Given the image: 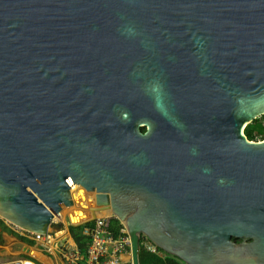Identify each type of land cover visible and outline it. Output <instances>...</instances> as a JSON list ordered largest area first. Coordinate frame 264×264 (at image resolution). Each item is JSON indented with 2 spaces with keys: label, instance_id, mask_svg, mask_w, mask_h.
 <instances>
[{
  "label": "water",
  "instance_id": "1",
  "mask_svg": "<svg viewBox=\"0 0 264 264\" xmlns=\"http://www.w3.org/2000/svg\"><path fill=\"white\" fill-rule=\"evenodd\" d=\"M261 115L264 0H0L17 228L45 234L75 185L95 206L73 225L110 209L132 264L142 236L184 264H264V140L243 134Z\"/></svg>",
  "mask_w": 264,
  "mask_h": 264
},
{
  "label": "built area",
  "instance_id": "2",
  "mask_svg": "<svg viewBox=\"0 0 264 264\" xmlns=\"http://www.w3.org/2000/svg\"><path fill=\"white\" fill-rule=\"evenodd\" d=\"M74 191V190H72ZM74 192L72 196H74ZM60 211V210H59ZM57 211L52 216L51 223L45 234L34 233L8 224L14 236L20 237L30 244H36L44 249V252L52 257L58 256L63 264H132L131 241L127 230L123 227L118 237H115L110 230L111 215H97L84 224L82 235L87 238V251L83 255L80 252L75 240L68 231L69 222H65ZM4 221V220H3ZM83 224V225H84ZM60 225L59 231L53 226ZM140 245L151 252L157 251V246L148 238L141 237ZM57 258V257H56ZM32 255L24 258H16L2 262L1 264H38Z\"/></svg>",
  "mask_w": 264,
  "mask_h": 264
},
{
  "label": "trees",
  "instance_id": "3",
  "mask_svg": "<svg viewBox=\"0 0 264 264\" xmlns=\"http://www.w3.org/2000/svg\"><path fill=\"white\" fill-rule=\"evenodd\" d=\"M145 130L142 129V132ZM244 136L249 141H263L264 140V115L254 119L248 126L243 130ZM92 223L80 224V225H69L68 231L75 240L80 252L85 255L87 251L88 240L82 235V230L85 226H90ZM110 230L115 237H118L120 230L123 225L115 218L110 220ZM2 231L10 232V230L4 224V221L0 218V246H3L5 241L1 235ZM138 259L140 264H184L182 261L165 253L160 248H157L156 252H151L140 245L138 252Z\"/></svg>",
  "mask_w": 264,
  "mask_h": 264
},
{
  "label": "crops",
  "instance_id": "4",
  "mask_svg": "<svg viewBox=\"0 0 264 264\" xmlns=\"http://www.w3.org/2000/svg\"><path fill=\"white\" fill-rule=\"evenodd\" d=\"M6 223H10L4 221V224L9 229L10 226ZM1 235L5 243L0 246V264L7 260L24 258L28 255L34 256L38 264H63L58 258L47 255L42 247L34 243L30 244L29 241L14 236L15 233L11 230L10 232L2 231Z\"/></svg>",
  "mask_w": 264,
  "mask_h": 264
},
{
  "label": "bare ground",
  "instance_id": "5",
  "mask_svg": "<svg viewBox=\"0 0 264 264\" xmlns=\"http://www.w3.org/2000/svg\"><path fill=\"white\" fill-rule=\"evenodd\" d=\"M74 200L77 204L80 206H88L89 204H92L91 207L95 206V196L94 194L89 195L85 190H83L82 187H77L74 185ZM59 214L62 218H65L67 215L70 220L74 223H80V221H84L88 217V213L80 210L78 208L74 207H63L60 211ZM99 215H109L110 214V209L98 213Z\"/></svg>",
  "mask_w": 264,
  "mask_h": 264
},
{
  "label": "clouds",
  "instance_id": "6",
  "mask_svg": "<svg viewBox=\"0 0 264 264\" xmlns=\"http://www.w3.org/2000/svg\"><path fill=\"white\" fill-rule=\"evenodd\" d=\"M151 90L153 93H158V95L155 97V106L157 107V110H159L163 103L164 97L163 85L159 81H155L151 86Z\"/></svg>",
  "mask_w": 264,
  "mask_h": 264
},
{
  "label": "rangeland",
  "instance_id": "7",
  "mask_svg": "<svg viewBox=\"0 0 264 264\" xmlns=\"http://www.w3.org/2000/svg\"><path fill=\"white\" fill-rule=\"evenodd\" d=\"M74 199V198H73ZM91 206H92V204H89L88 206H80L79 204H77L76 202H75V200H74V204H73V206H71V207H74V208H78V209H80V210H83V211H85V212H87L88 213V217H87V219H89L90 217H91V211H90V208H91ZM69 208V207H68ZM97 215H99V214H97ZM110 215V214H109ZM113 218V217H112ZM86 219V220H87ZM64 220H65V222H69L70 224H72V223H74V222H72L71 220H70V218L66 215L65 216V218H64ZM85 221V220H84ZM80 222H82V221H80ZM6 224H8V223H6ZM57 258H58V256H56ZM59 259V258H58ZM34 262H36V261H34ZM36 263H38V262H36Z\"/></svg>",
  "mask_w": 264,
  "mask_h": 264
}]
</instances>
